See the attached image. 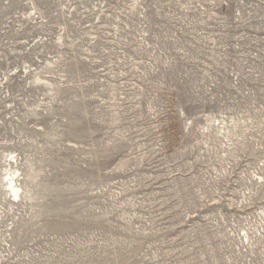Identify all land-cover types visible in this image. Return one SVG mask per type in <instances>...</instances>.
Masks as SVG:
<instances>
[{"label":"rangeland","instance_id":"374dc122","mask_svg":"<svg viewBox=\"0 0 264 264\" xmlns=\"http://www.w3.org/2000/svg\"><path fill=\"white\" fill-rule=\"evenodd\" d=\"M0 264H264V0H0Z\"/></svg>","mask_w":264,"mask_h":264},{"label":"bare ground","instance_id":"6f19581e","mask_svg":"<svg viewBox=\"0 0 264 264\" xmlns=\"http://www.w3.org/2000/svg\"><path fill=\"white\" fill-rule=\"evenodd\" d=\"M10 188H11V190L13 191V193H14L15 195L18 194V189L14 186V182H13V180L10 181Z\"/></svg>","mask_w":264,"mask_h":264}]
</instances>
